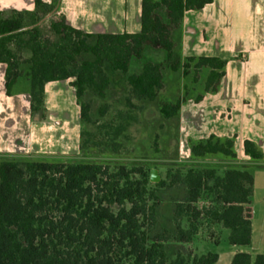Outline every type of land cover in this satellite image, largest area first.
<instances>
[{"label": "trees", "instance_id": "obj_1", "mask_svg": "<svg viewBox=\"0 0 264 264\" xmlns=\"http://www.w3.org/2000/svg\"><path fill=\"white\" fill-rule=\"evenodd\" d=\"M62 0L47 5L35 0L36 11L0 12V64L7 66L6 89L10 96L22 78L30 85L31 112L46 111V86L74 79L71 84L81 109L83 124L95 125L89 94L102 99L112 87L106 72L127 77L125 107L134 101L154 103L165 87V68L181 72L194 84L207 71L204 92L176 103H166V120L180 118L189 101L201 103L217 94L228 61L220 57L182 55L184 17L214 0H143L142 31L135 35L89 34L69 26L64 18L47 19ZM163 52L164 64L147 58V51ZM134 65L140 72L131 73ZM110 107L100 110L105 117ZM120 122L99 127L102 141L81 132V152L108 147L118 152V140L126 133L129 115ZM193 159L222 155L236 160L234 139L211 136L190 142ZM245 153L263 162V151L246 141ZM46 158L6 157L0 163V264H218L214 253L200 254L196 241L205 233L220 244L229 231L231 246L247 248L253 242L252 198L255 180L245 170L216 169L178 171L170 181L151 182L142 167L79 162H52ZM182 190L163 219L160 193ZM217 238H213V235ZM214 239V240H213ZM189 246V250L185 249ZM231 264H264V255L238 253Z\"/></svg>", "mask_w": 264, "mask_h": 264}, {"label": "crops", "instance_id": "obj_2", "mask_svg": "<svg viewBox=\"0 0 264 264\" xmlns=\"http://www.w3.org/2000/svg\"><path fill=\"white\" fill-rule=\"evenodd\" d=\"M52 5L54 0H43ZM143 0H62L47 16L89 34L135 35L142 31ZM36 11L35 0H0V12ZM184 58L207 56L227 60L225 77L217 94L197 104L185 103L181 111L182 132L190 142L216 136L234 139L237 162L219 170L248 171L254 161L245 153L246 141L264 153V0H214L199 11H188L182 33ZM7 66L0 64V163L6 157L60 158L80 152L79 103L72 80L46 86V111L31 112L30 85L26 78L9 96ZM77 115V125L71 121ZM182 149L186 143L181 141ZM264 162V161H263ZM234 167V168H233ZM255 192V191H254ZM252 209V205H251ZM253 219V209H252ZM220 244L205 233L195 243L200 254L214 253L218 264H231L236 254L264 255L254 249L231 246L225 230ZM199 246V248H198Z\"/></svg>", "mask_w": 264, "mask_h": 264}, {"label": "rangeland", "instance_id": "obj_3", "mask_svg": "<svg viewBox=\"0 0 264 264\" xmlns=\"http://www.w3.org/2000/svg\"><path fill=\"white\" fill-rule=\"evenodd\" d=\"M147 58L155 63L164 64L166 55L163 52L147 51ZM139 65H134L131 73L140 72ZM106 72L112 81L107 97L102 99L94 94H89L85 101L91 102V117L95 125L83 124L80 118L79 126L82 131L89 132L95 136L94 141H102L99 127L111 122H120L117 118L119 113L129 115V122L126 133L118 140V152H112L111 148L98 147L91 148L82 153L81 149L76 156H66L60 158H46L52 162H79L87 164H100L111 166L142 167L148 171L157 170L162 180L170 181L171 177L178 171L186 173L189 169H216L227 168V163H248L245 160L238 161L226 158L222 155L209 156L202 160L189 158V138L182 132L181 117L173 120H166L161 114V108L166 103H176L178 99L184 97V86L190 89L189 98L195 99L204 92L207 71L200 76V82L194 84L196 75L192 73L185 79L181 72H172L165 68V87L156 102L134 101V107L129 110L125 107L126 98L129 93L127 77L122 73H117L110 66L106 67ZM74 82V79H71ZM110 107L107 115L101 117L100 110L104 106ZM77 125V115L71 123ZM181 141L186 143V148L182 149ZM82 138L80 139L81 147ZM188 147V148H187ZM234 168V167H233ZM255 180L254 196L252 198L253 209V247L255 250L264 253V162H256L248 168ZM163 200L162 215L166 219L170 212V204L173 200H180L182 190L176 187L173 191H162L160 193ZM229 231L225 230L223 238L226 240ZM213 238H217L214 234ZM202 237V236H201ZM209 238V233H208ZM214 240V239H213ZM199 248V246H198ZM189 250V246L187 248ZM198 250V249H197Z\"/></svg>", "mask_w": 264, "mask_h": 264}, {"label": "water", "instance_id": "obj_4", "mask_svg": "<svg viewBox=\"0 0 264 264\" xmlns=\"http://www.w3.org/2000/svg\"><path fill=\"white\" fill-rule=\"evenodd\" d=\"M161 181H162V179L159 176L158 171L153 170L151 173V182L156 185V184H159Z\"/></svg>", "mask_w": 264, "mask_h": 264}]
</instances>
